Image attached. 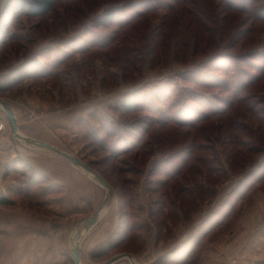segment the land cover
Returning a JSON list of instances; mask_svg holds the SVG:
<instances>
[{"label":"rangeland","instance_id":"1","mask_svg":"<svg viewBox=\"0 0 264 264\" xmlns=\"http://www.w3.org/2000/svg\"><path fill=\"white\" fill-rule=\"evenodd\" d=\"M16 3L0 0V100L21 134L78 158L111 187L108 207L129 234L94 262L163 249L214 221L192 264L218 242L264 241V0H56L42 17ZM45 156L70 166L43 164L54 178L69 183L65 171L77 170L105 195L93 176ZM10 179L25 183L24 194L1 208L19 202L35 222L57 221L64 192L48 175L28 165L23 175L5 171Z\"/></svg>","mask_w":264,"mask_h":264},{"label":"crops","instance_id":"2","mask_svg":"<svg viewBox=\"0 0 264 264\" xmlns=\"http://www.w3.org/2000/svg\"><path fill=\"white\" fill-rule=\"evenodd\" d=\"M11 109L17 121L15 111L12 107ZM6 118L5 113L0 110V122L5 121ZM23 136L42 141L36 136ZM45 154L46 152L40 149L23 147L21 143L17 145L8 129L0 133V197L9 199L21 192L24 194V182H17L15 179L3 182L2 177L5 171L23 175V170L27 169L28 165L34 167L38 173L48 175L64 192V198L62 195L59 198L63 206L61 203L60 205L54 203L52 207H55L54 212L57 211L55 214L58 218L52 223L45 221L41 223L39 220L35 222L31 219L30 212L19 202L11 207H0V264H72L71 242L76 241L85 228V224L80 228L81 230L77 228L78 220L85 221L90 218L104 198V191L101 190V196H99L100 188H96L98 186L94 182L86 180V174L83 172L73 169L65 171V177L70 181L69 183L47 173L43 166L46 163L58 170L60 167L70 168V166L59 158L53 156L47 158ZM79 184H81L80 190H78ZM26 194L27 192L25 196ZM11 199L14 200V198ZM79 204H87L85 210L83 208L79 210ZM105 210L104 215L97 219L80 241V264H103L117 256L94 262V258H99L97 256L101 257L108 253L109 245L116 241L124 229L117 208L107 206ZM81 211L83 213H79ZM74 235L77 236L74 237ZM190 236L197 235L180 234L163 249L159 246L155 248L152 243L148 252L139 254L125 252L123 254L129 255L131 259L123 257L113 264H158L161 256L180 249ZM262 243L264 241L249 235L237 236L226 246L218 242L216 246H211L209 251L202 253L201 264H264V249H262L264 244Z\"/></svg>","mask_w":264,"mask_h":264},{"label":"water","instance_id":"3","mask_svg":"<svg viewBox=\"0 0 264 264\" xmlns=\"http://www.w3.org/2000/svg\"><path fill=\"white\" fill-rule=\"evenodd\" d=\"M0 107L5 112L7 120L10 124V127H11L12 137L14 139L20 141L22 144H24L27 147L34 148V149H40V150H43L46 152H50V153H53V154L63 158L64 160L68 161L69 163H71L76 168H79V169L83 170L84 172H86L87 174L93 176L96 179V181L104 188L105 195H104V198H103L101 204L99 205L97 210L94 212V214L90 218L85 220V228H84L83 232L79 235V238L76 241L71 242L72 264H80V241L83 238V236L89 231L91 226H93L96 223L97 219L99 218V214L107 208V206L109 204V200L111 198V194H112L111 187L105 182V180L95 170L90 168L88 165L83 163L78 158L64 152L63 150H61L60 148H58L56 146H53V145H50L48 143H45V142H42L39 140H35L32 138H28V137L21 135L18 131L17 121H16L14 113L11 109L10 104L6 101L0 100ZM123 257L131 259L130 256L127 254H120V255H117V256L110 258L109 260H107L103 264H113Z\"/></svg>","mask_w":264,"mask_h":264},{"label":"trees","instance_id":"4","mask_svg":"<svg viewBox=\"0 0 264 264\" xmlns=\"http://www.w3.org/2000/svg\"><path fill=\"white\" fill-rule=\"evenodd\" d=\"M16 1L17 6H19L21 10L25 9V11L31 12V14L35 17H42L48 14L52 9L53 4L56 2V0H28L26 2H18V0ZM111 18H113V16L108 15L106 19L107 21H109ZM253 83L254 80H249L247 84L248 86H250ZM243 87L244 85L237 86L236 88H234V95L243 93L246 89H244ZM134 104V100H127L125 101V103L122 104V106L125 108L126 112H128L133 109L132 106ZM228 106L229 105L227 104V107ZM166 177H170V175H167ZM29 181L32 182V177L31 179L29 178ZM10 203V200L0 197V205L6 206ZM218 223L219 222L214 221L210 226H208L206 230H204L203 233H201V235L198 234L197 236H190L187 242L180 249L173 250L172 252L161 256L158 260V264H192L191 261L192 259H194L193 257H195L196 252L200 247L201 241L204 239L207 233L211 232L214 228H216ZM128 234V228L126 225H124L123 233L116 239V241L109 245L107 251L109 252L113 248L120 247L121 244L125 242V239L127 238Z\"/></svg>","mask_w":264,"mask_h":264},{"label":"bare ground","instance_id":"5","mask_svg":"<svg viewBox=\"0 0 264 264\" xmlns=\"http://www.w3.org/2000/svg\"><path fill=\"white\" fill-rule=\"evenodd\" d=\"M102 212H103V211H102ZM101 216H102V213L99 214V218H101Z\"/></svg>","mask_w":264,"mask_h":264}]
</instances>
